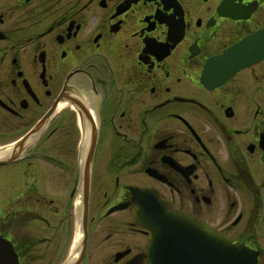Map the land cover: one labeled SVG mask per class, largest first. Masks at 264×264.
I'll return each instance as SVG.
<instances>
[{
  "label": "flooded vegetation",
  "instance_id": "af4514ba",
  "mask_svg": "<svg viewBox=\"0 0 264 264\" xmlns=\"http://www.w3.org/2000/svg\"><path fill=\"white\" fill-rule=\"evenodd\" d=\"M260 29L264 0H0V148L34 136L0 196L19 264H148L132 187L264 264V59L211 65Z\"/></svg>",
  "mask_w": 264,
  "mask_h": 264
},
{
  "label": "water",
  "instance_id": "95a60500",
  "mask_svg": "<svg viewBox=\"0 0 264 264\" xmlns=\"http://www.w3.org/2000/svg\"><path fill=\"white\" fill-rule=\"evenodd\" d=\"M263 36L264 32H259L248 39L245 60H240V64L250 63L262 55L264 47L257 46L256 49L254 43L258 39L263 42ZM241 48L237 46L233 52ZM32 136L33 133L26 138ZM23 143L24 140L19 145ZM88 170L89 160L86 164V175ZM85 184L87 187V179ZM140 193L152 198L150 191ZM156 204L157 209L148 218L149 226L153 230V239L149 244V264H258L256 256L252 257L248 249L233 244L208 225L173 210L162 200H157ZM0 264H18L13 250L4 244H0Z\"/></svg>",
  "mask_w": 264,
  "mask_h": 264
},
{
  "label": "bare ground",
  "instance_id": "6f19581e",
  "mask_svg": "<svg viewBox=\"0 0 264 264\" xmlns=\"http://www.w3.org/2000/svg\"><path fill=\"white\" fill-rule=\"evenodd\" d=\"M93 127L92 125H90L89 123H87L84 126V132H83V142H82V156H83V166L85 165V157L87 156L88 150H89V143L92 137V131H93ZM15 151V147L14 145L9 146L7 148H3L2 150H0V158L3 157H7L10 156V154L14 153ZM81 239H78V242H80Z\"/></svg>",
  "mask_w": 264,
  "mask_h": 264
},
{
  "label": "rangeland",
  "instance_id": "374dc122",
  "mask_svg": "<svg viewBox=\"0 0 264 264\" xmlns=\"http://www.w3.org/2000/svg\"><path fill=\"white\" fill-rule=\"evenodd\" d=\"M0 167H4V166H0ZM12 170L11 168H9L8 166L5 167V168H0V194H6L5 192L8 191V188L10 187V182H11V171ZM8 171H10L8 173ZM13 181H16L17 180H14ZM68 189V187H67ZM67 189L65 190V192L67 191ZM8 195V194H7ZM10 195L7 196V198H9Z\"/></svg>",
  "mask_w": 264,
  "mask_h": 264
}]
</instances>
